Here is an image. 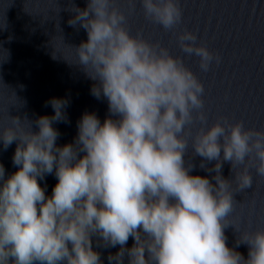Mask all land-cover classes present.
<instances>
[{"label":"clouds","instance_id":"9594fccd","mask_svg":"<svg viewBox=\"0 0 264 264\" xmlns=\"http://www.w3.org/2000/svg\"><path fill=\"white\" fill-rule=\"evenodd\" d=\"M136 3L72 7L69 24L87 32L74 46L76 65L93 81L91 94L107 101L103 121L85 110L73 140L61 145L55 125L68 122V97H51L53 113L35 121L7 111L0 145L15 142L16 170L6 174L0 162V264H104L101 248L118 249L108 264H264V228L240 231L232 215L234 194L252 187L250 167L264 177V128L226 116L208 125L204 85L184 58L130 30ZM139 3L202 71L220 62L195 31H177L180 0ZM194 121L201 126L193 134ZM197 156L210 176L194 174ZM224 162L231 179L222 175ZM50 174L57 182L48 194L41 181ZM229 225L238 232L234 246Z\"/></svg>","mask_w":264,"mask_h":264},{"label":"water","instance_id":"95a60500","mask_svg":"<svg viewBox=\"0 0 264 264\" xmlns=\"http://www.w3.org/2000/svg\"><path fill=\"white\" fill-rule=\"evenodd\" d=\"M118 4L127 8L126 0H118ZM180 5L183 23L177 31L184 27L195 31L197 43L206 44L221 58L207 72L200 69L198 57L182 51L173 30L165 31L145 18L139 0L129 17L130 30L142 31L147 39L160 41L174 56L184 58L204 85L208 125L226 116L232 122L242 120L246 127L264 128V0H180ZM73 6L83 9L87 0H0V128L8 123L9 109L13 115L26 114L33 121L42 114L51 115L53 109L47 101L53 96L70 100L68 122L55 125L60 132L58 144L73 140L85 110L95 111L104 120L107 101L91 94L93 81L76 65L74 46L87 39V32L80 25L69 24L75 15ZM200 126L199 121L193 122V134ZM15 148V142L7 150L0 145V162L6 174L16 170L12 163ZM188 151L191 157V138ZM200 160L194 158V174L210 176L199 168ZM250 171L252 187L234 194L237 202L232 215L240 231L251 232L264 228V177L256 175L254 167ZM222 175L232 178L230 162H224ZM56 182L52 174L41 181L47 184L48 194ZM225 235L229 246H234L238 236L235 228L229 225ZM132 243L130 238L128 245ZM117 250L101 248L104 264H108L109 251ZM237 250L247 257L246 244L241 243Z\"/></svg>","mask_w":264,"mask_h":264}]
</instances>
